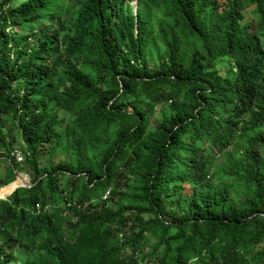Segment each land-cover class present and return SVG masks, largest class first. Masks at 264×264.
Returning a JSON list of instances; mask_svg holds the SVG:
<instances>
[{
	"label": "trees",
	"instance_id": "1",
	"mask_svg": "<svg viewBox=\"0 0 264 264\" xmlns=\"http://www.w3.org/2000/svg\"><path fill=\"white\" fill-rule=\"evenodd\" d=\"M127 1L0 0V264H264V0Z\"/></svg>",
	"mask_w": 264,
	"mask_h": 264
},
{
	"label": "rangeland",
	"instance_id": "2",
	"mask_svg": "<svg viewBox=\"0 0 264 264\" xmlns=\"http://www.w3.org/2000/svg\"><path fill=\"white\" fill-rule=\"evenodd\" d=\"M127 3L129 4L130 7H132V9H133L134 11H136V9H137V0H133V1H130V2L127 1ZM240 4H242V6H246V4H247V0H240ZM245 15H246V18H247L248 20H250V19H251V16L254 15L252 8H248V9L245 11ZM8 30H11V29L8 28ZM161 115H162V111L157 110V111H156V117H155V120L152 122L153 125H155L157 122H159ZM5 126L8 127V128H10V124H9V122H6ZM5 131H6V130H5ZM13 133H16L15 136L18 135L17 132H13ZM13 146H14V149H15V150H17V149L20 150V148H21V142H20L19 140H17V141L14 143ZM15 153H16V152H15ZM56 154H58V153H56ZM56 156H57V155H56ZM19 175H20L19 177L22 178V181H23V182H22L21 185H18L15 189H17L18 187L25 186L26 183H27V184H31L32 177H31L30 173L28 172V170L23 169L21 172H19ZM19 177H17L16 180L20 179ZM16 180H15V181H16ZM10 184H12V183H10ZM10 184H9V185H10ZM9 185H7V186H3V187L0 188V193L2 192V193L5 194L4 196H2V195L0 194V198H7L10 194H12V193L15 191V189H13V187H12V186H9Z\"/></svg>",
	"mask_w": 264,
	"mask_h": 264
},
{
	"label": "built area",
	"instance_id": "3",
	"mask_svg": "<svg viewBox=\"0 0 264 264\" xmlns=\"http://www.w3.org/2000/svg\"><path fill=\"white\" fill-rule=\"evenodd\" d=\"M13 154L15 155V157L17 158L18 161L22 162L24 160V155H23V152L21 150H18V149L14 150Z\"/></svg>",
	"mask_w": 264,
	"mask_h": 264
},
{
	"label": "water",
	"instance_id": "4",
	"mask_svg": "<svg viewBox=\"0 0 264 264\" xmlns=\"http://www.w3.org/2000/svg\"><path fill=\"white\" fill-rule=\"evenodd\" d=\"M16 175H17V177L20 176L18 172L16 173ZM19 178H20V177H19ZM25 186H30V184H27V183H26Z\"/></svg>",
	"mask_w": 264,
	"mask_h": 264
}]
</instances>
